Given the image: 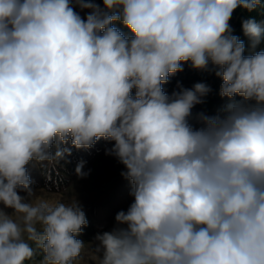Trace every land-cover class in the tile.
Masks as SVG:
<instances>
[{
    "label": "clouds",
    "instance_id": "clouds-1",
    "mask_svg": "<svg viewBox=\"0 0 264 264\" xmlns=\"http://www.w3.org/2000/svg\"><path fill=\"white\" fill-rule=\"evenodd\" d=\"M238 8L264 0H0V264H77L83 206L37 198L28 165L101 139L133 199L98 264H264V21L246 55ZM185 64L222 80L217 114H193L205 82L164 90Z\"/></svg>",
    "mask_w": 264,
    "mask_h": 264
},
{
    "label": "rangeland",
    "instance_id": "rangeland-1",
    "mask_svg": "<svg viewBox=\"0 0 264 264\" xmlns=\"http://www.w3.org/2000/svg\"><path fill=\"white\" fill-rule=\"evenodd\" d=\"M102 3V0H97ZM77 11H80L78 8ZM83 16L84 13L81 12ZM185 86V85H184ZM187 88V87H185ZM191 88V87H189ZM224 105H211L207 100L193 109V114L204 111L209 115H215ZM194 126L199 127L195 120L190 121ZM111 145L103 144L100 147L89 150L87 159L84 160V171L87 176L81 178L76 174L78 163H70V170L65 171L64 182L61 186L55 187L56 183H45L43 186L35 185V181L41 175V164H29V174L33 181L32 187L36 190L37 198L49 200L50 202L68 203L73 198L77 199L83 206V210L88 219V225L83 228L78 239L85 243L81 257L77 264H98L93 254L94 238L98 232L111 230L115 226V215L120 210H126L132 202L129 195L131 185L121 176L124 170L113 156L106 155V148ZM55 151V149H53ZM59 161V160H58ZM57 161V162H58ZM62 168L58 170L57 175H61ZM46 174L43 173L45 180ZM24 195L23 192L20 193ZM6 211L11 212V209ZM36 260L41 259L38 252Z\"/></svg>",
    "mask_w": 264,
    "mask_h": 264
},
{
    "label": "trees",
    "instance_id": "trees-1",
    "mask_svg": "<svg viewBox=\"0 0 264 264\" xmlns=\"http://www.w3.org/2000/svg\"><path fill=\"white\" fill-rule=\"evenodd\" d=\"M249 17H254L257 21H264V8H257L254 12H247L243 9H237L233 13V17L230 21L233 29L234 34L239 36L241 40L244 41L246 46V52L245 54H248V38L243 34L242 27H241V21L243 19H247ZM121 28L123 31H127V29H124L122 25H117ZM264 50V41L261 42V44L256 49ZM197 82H205L207 83L212 91L208 94V96L205 98L211 105L213 104H221L225 105L228 100L227 98H221L219 95V88L222 83V80L218 77H216L212 73L208 72H201L195 69H192L190 65L185 64L184 65V71L179 72L174 76L169 77V82L165 85H163L164 90L171 94L174 90H178V84L182 85L183 87H192ZM185 85V86H184ZM235 99L239 100L241 99L239 96H237ZM108 143L107 141L101 139L98 141L92 148L90 149H76L74 147L71 148V155H66L63 159H60L58 162H44L41 164V175L37 180L35 181V185L37 186H43L45 183H49V186H52V183H56V188L61 186L64 182L65 178V171L70 170V163H78L81 161H84L87 159V155L89 150H92L93 148L100 147L103 144ZM62 147H70V145H63ZM62 168L61 172L62 174L59 176L57 175L58 170ZM43 173L46 174L45 180L43 179Z\"/></svg>",
    "mask_w": 264,
    "mask_h": 264
}]
</instances>
